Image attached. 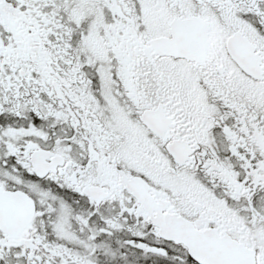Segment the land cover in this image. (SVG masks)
<instances>
[{"label":"snow or ice","instance_id":"obj_1","mask_svg":"<svg viewBox=\"0 0 264 264\" xmlns=\"http://www.w3.org/2000/svg\"><path fill=\"white\" fill-rule=\"evenodd\" d=\"M0 264H264V0H0Z\"/></svg>","mask_w":264,"mask_h":264}]
</instances>
